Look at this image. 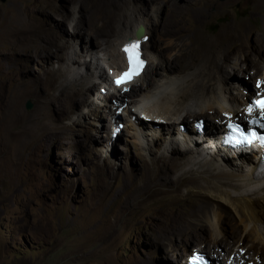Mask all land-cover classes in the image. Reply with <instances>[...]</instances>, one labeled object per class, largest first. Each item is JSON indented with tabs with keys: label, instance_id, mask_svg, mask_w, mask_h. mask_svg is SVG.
<instances>
[{
	"label": "rangeland",
	"instance_id": "obj_1",
	"mask_svg": "<svg viewBox=\"0 0 264 264\" xmlns=\"http://www.w3.org/2000/svg\"><path fill=\"white\" fill-rule=\"evenodd\" d=\"M61 1L64 3H59L60 0H0V264H164L168 259L170 264H175L170 252L175 244L179 245L177 260H181V264H185L191 250L202 251L204 245L205 252H202L214 255L216 251L210 236L202 244L201 240L181 242L168 232L166 221L170 215H175L174 207L185 209L188 199H206L211 203L208 196L187 197L190 189L184 183L178 192L170 190L173 180L182 173L173 159L183 162L184 168L191 167L190 155H185L183 160L178 155L190 146L179 143L172 149L168 143L177 136L174 133L172 136V128L168 127L172 126L175 131L177 126H165L167 129L159 132L160 126L142 121L138 115L142 126L155 127L153 131L157 133L152 141L137 137L145 145L141 147L128 133L121 108L118 111L121 120L119 117L117 121L125 124V128L107 149L111 124L107 127L105 113L96 105L97 92L103 86L100 85V69L91 64L81 68L89 80L84 78L72 83L71 88H65L69 80L73 81V73L65 69L69 53L61 46L74 44L83 52L98 49L103 39L111 44L116 39L112 36L113 29H132L129 27L132 18L152 23L153 34L158 41L165 40L162 44L165 45L168 39H174L167 36L173 27L167 16L170 6L161 7L160 3L166 0ZM168 1L178 7L185 4L184 0ZM260 1L218 0L228 9L223 5L225 9L219 18L201 7L207 20L199 27L204 28L203 36L214 39L223 25L232 23L238 37H245L239 30L244 24L237 22L246 17L245 26L253 36L258 35L256 25L264 19V14L258 11L250 18L248 13ZM191 11L194 13L184 15L183 24L198 19L197 10ZM75 28L81 33L76 34ZM205 46L204 41H199V45L188 43L184 47L174 45L161 49L173 62L184 58L191 59V63L199 60V68H202ZM48 55L51 56L46 57ZM155 59L152 66L147 64L145 75L137 84L145 85L153 78L156 86L167 84L165 91L175 90L177 86L178 90L182 88L184 83L178 84L187 80L191 71L171 75V71L184 64L163 66L162 60ZM230 68L227 67L225 74L230 75L229 86L235 95L240 88L233 81ZM238 76L248 80L243 75ZM255 93L259 91L256 89ZM178 96L181 98V94ZM192 98L187 99L190 101L184 110L181 105L170 110H183L184 114L198 112L201 103ZM133 99L140 101L135 96ZM28 103L32 104L29 110ZM106 104L119 106L116 99ZM98 113L103 115V120L96 116ZM193 116L196 117L184 121L192 132L197 134L193 123L189 122L198 119L204 120L209 129L212 115L198 112ZM218 117L215 116L216 120H220ZM99 130V135L92 136ZM205 136L208 135L201 137ZM212 151V147H207L205 151L193 152L192 156L203 158ZM235 162L231 156L225 157V165L234 166ZM214 165L220 166L218 162ZM191 175L200 176L195 171L185 176ZM175 196L178 199L168 203ZM177 203L182 204L175 205ZM227 251L231 253L230 258L235 259L236 249L230 246L229 250L221 252V261L229 256L223 255ZM248 260H243L244 264L249 263Z\"/></svg>",
	"mask_w": 264,
	"mask_h": 264
},
{
	"label": "bare ground",
	"instance_id": "obj_2",
	"mask_svg": "<svg viewBox=\"0 0 264 264\" xmlns=\"http://www.w3.org/2000/svg\"><path fill=\"white\" fill-rule=\"evenodd\" d=\"M201 1L202 3H200ZM201 1L184 0L185 4L179 7L170 5L168 0H166L164 4L160 3L161 7L166 6L167 9L168 6H170L167 16L173 25V27L168 30L167 36L168 38L174 36V39H168L170 41L165 45H162L165 40L158 41L154 35L155 33L153 34L154 25L152 23L145 19H141V21L139 20L137 22L135 18H132V23L129 24V27H133L132 29H113L112 36H116L115 41L109 44L107 43L109 40L103 39V42L98 43V49H89L80 52L74 44L65 43L61 46L62 50H66L69 53L68 59L64 62L67 66L65 69L71 71V74L73 73V81L70 82L69 80L65 88H71L72 83L75 84L80 82L79 80L83 81L84 78L85 80H89L87 76L84 77L81 68H86L89 64L95 65L96 69H100V85H103L99 87V92H97L96 98L100 102L98 101L96 105L99 104L98 106H101L99 110L105 113L104 118L106 119L104 120L107 122V127H109L113 119L118 120L120 117L119 114L121 115L122 113L125 115L122 120L126 121V123L130 121V124H126L129 130L128 133L137 139L141 147L145 145L139 140L140 138L144 137L146 141H152L157 134L156 131L150 129L151 126L149 128L147 126H142L141 122L143 120L152 125L160 126L159 132L166 130L167 126L172 124L176 125L175 131L172 126L168 127V129L172 128V132H170L172 136L173 133L177 135H174V140L171 138L168 141L171 148L175 149V145L180 143L179 136L181 134L179 135L178 127L182 124L189 128V126L184 124V121L191 120L192 117L195 118L196 116L193 115L198 112L213 116V119L210 120L208 125L209 129L207 130L206 128L207 131L205 132V134L208 135V139L216 138L217 133L223 129L227 121L242 122L247 121L252 116H259L258 111L249 115L246 109L250 106L253 96H256V89L264 94V85L260 88L256 87L258 82L264 81V19L259 21L256 25L257 31L259 32L258 35L253 36V33L245 26L246 17L237 22L238 24H244L239 30H241V33L244 34L245 37H238L237 33L233 30L234 26L232 23H224L225 25L222 24L223 26L220 32L214 36V39H210L212 37L203 36L202 33L205 32L204 28H199L200 25H205L207 23L204 16V9L201 7H205L207 11L213 13L216 18H219L221 17L220 12L225 9L223 6L225 4H220L218 0ZM234 1L235 0H231V2ZM61 2L63 1L60 0L59 3ZM63 3L61 4L62 7ZM225 7L228 11L226 5ZM192 9L197 10L195 14L198 15V19L183 24V20L186 18L184 15H190L191 12H193L191 11ZM258 11L264 14V0L253 5L248 13L250 18L252 15L257 14ZM253 20L257 23L256 18H253ZM139 27L143 28V34L140 37L136 34ZM75 29L77 31L76 34L81 33L77 28ZM76 31L74 30V32ZM90 36L96 39L91 34ZM145 37L146 39H143ZM176 37H178L179 40L176 39ZM200 38L204 39L199 40ZM129 40H141L143 58L150 66H152L151 62L154 58H157L155 60H162L163 66H170L173 63L176 65L178 63H183L184 66L171 71V75H173L174 72L187 73L191 71L188 76L189 78L178 84L181 85L184 83V85H186H183V87L180 88L181 90H178L179 86H177L175 90L172 89L175 95L170 89H168L170 91H165V89H167V84L165 86L160 83L156 86L153 83V78L148 80L145 85H138L137 81L143 78L148 65L145 67L142 75L136 77L131 83L123 86L114 84V79L128 68V62L123 48ZM199 41H204L206 44L204 49H207L203 52V56H201L203 57L201 60L202 68H199V60L197 61L198 63H191V59L184 58L183 61L181 60L182 62H173L171 61V57H167V55L164 56L165 51L161 49L163 46L169 48L174 47V45L184 47L188 43H192L193 46L199 45ZM257 54L258 56L256 57ZM50 56L51 55H48L46 57ZM196 56L199 58V49ZM228 66L231 67L233 81L237 82L236 84L240 88V91L235 95L232 93V88L229 86L230 75L227 76V74H225ZM153 69L156 71L157 67ZM162 69L164 70L166 68ZM155 73L157 74V72ZM239 74L243 75L248 80L239 79ZM193 77L195 78L192 79ZM68 79L70 78L68 77ZM193 81L195 83H192ZM102 90H106L107 93L103 94ZM68 93H70V91ZM195 93L197 95L195 98L199 100L202 108L199 109L198 112L190 111L184 114L183 108H185L190 101L187 99L190 97L194 98ZM180 94L181 98L178 96ZM134 96L140 99V101L134 100ZM117 98H120V100ZM170 98H172L173 101L170 100ZM101 99L106 103L111 99H116L119 106L116 108L109 106ZM169 103L172 104L170 105ZM180 105L183 110L174 112L170 110L171 108L174 110L176 106ZM121 108L122 111L119 113L118 111L121 110ZM138 115L142 121L137 120V118H139ZM96 116H100L103 120L102 114L98 113ZM215 116H219L220 120H216ZM132 117L136 118L134 119L136 121H133ZM223 119L226 120L223 122ZM191 122L193 126H195V122L190 121L189 123ZM130 129L132 131H130ZM99 133L100 130L92 133V136H97ZM101 136H103V134ZM182 137L184 139L192 138L196 143V149H194L195 151H191L189 148L185 150L182 155L178 152L181 160L186 158L185 155L191 156L188 158V162L191 164L189 169L184 168L183 162L178 163L173 159L174 165H179L182 169V173L173 180L170 190L178 192L179 190L177 189L184 183L185 187L190 189L187 197L191 195L208 196L211 198V203L207 202L206 199H188L186 202L188 205L185 209L174 207L172 211L175 212V215H170L166 221L168 232L172 236H177L181 242L201 240V243L204 244L209 240L210 236L213 242V249L216 252H214L215 256H211L207 251L206 253L211 259L212 264H219V262L221 264H227L229 262L244 264L243 260L246 258L249 259V263L264 264V178H254V174L257 170L255 160L247 156L232 155L231 157L236 161L235 165L227 166L225 165L227 164L225 163V157L227 156L224 155L229 154L218 153L217 151L208 153L203 158L195 159V157L192 156L194 154L193 152H200L203 150L202 145L205 140H207V137H201L192 132L191 129H189L187 135H182ZM157 140L159 141L160 138H157ZM190 143L191 142L187 140L186 144L190 146ZM106 147L108 148V146ZM162 158L164 161H169L165 159V157ZM214 162H218L220 166H215ZM194 171L198 172L201 177L192 175L188 177L185 176L189 175V172L192 173ZM177 199L178 198L175 196L168 203L171 204L172 201ZM178 204L182 203H177L175 205ZM178 246V244L172 245L170 250L174 256L173 260L175 264L181 262V260H177L179 255ZM230 246L236 249L235 259H231V253L227 254V251L226 254L223 255L229 256L225 261H221L223 257L221 252L229 250ZM201 250L205 252V245ZM188 256L189 255L186 256V259ZM251 256H253V258H250ZM169 262L168 259L164 264H170Z\"/></svg>",
	"mask_w": 264,
	"mask_h": 264
},
{
	"label": "snow or ice",
	"instance_id": "obj_3",
	"mask_svg": "<svg viewBox=\"0 0 264 264\" xmlns=\"http://www.w3.org/2000/svg\"><path fill=\"white\" fill-rule=\"evenodd\" d=\"M143 39H146V37ZM123 51L126 54L129 67L115 80L117 86L131 83L136 77L141 75L146 64L142 55L141 40L130 41L124 46ZM262 85H264V81L258 82L256 87L260 88ZM246 111L249 115L258 111L260 119L252 120L251 123L260 124L261 127H264V124H261V119H264V95H261L259 99H255ZM228 127L232 132V135L228 137L230 143L251 145L254 142H259L261 146H264V135H259L256 131L246 133L245 129L239 124H229ZM195 260L197 262L202 261V257L197 256Z\"/></svg>",
	"mask_w": 264,
	"mask_h": 264
},
{
	"label": "clouds",
	"instance_id": "obj_4",
	"mask_svg": "<svg viewBox=\"0 0 264 264\" xmlns=\"http://www.w3.org/2000/svg\"><path fill=\"white\" fill-rule=\"evenodd\" d=\"M129 41H130V40H129ZM129 41H128V42H129ZM146 66H147V62H146ZM146 66H145V67H146ZM126 70H127V69H126ZM126 70H125V71H126ZM144 70H145V68H144ZM144 70H143V71H144ZM142 73H143V72H142ZM141 75H142V74H141ZM114 84H115V83H114ZM259 93H262V92H259ZM256 94H257V93H256ZM253 98H257V97H256V96H253ZM253 98H252V99H253ZM113 120H114V119H113ZM198 120H200V119H198ZM115 121L117 122V124L124 125V128H125V124L128 123V122H127V123L123 124V123H121V121H117V120H115ZM115 121H114V122H111V129H112L113 126H115V125H113V124L115 123ZM133 121H134V120H133ZM195 121H196V120H195ZM117 124H116V125H117ZM124 128H123V129H124ZM123 129H122V130H123ZM152 129H153V128H152ZM122 130H121V131H122ZM120 133H121V132H120ZM118 136H119V135H118ZM118 136H117V138H118ZM117 138H116V139H117ZM116 139H115V140H116ZM193 251H195V250H193ZM193 251H191L190 254H191ZM198 251H200V250H198ZM201 252H202V251H201ZM190 254H189V255H190ZM187 258H188V257H187ZM186 262H187V259H186L185 263H186Z\"/></svg>",
	"mask_w": 264,
	"mask_h": 264
},
{
	"label": "water",
	"instance_id": "obj_5",
	"mask_svg": "<svg viewBox=\"0 0 264 264\" xmlns=\"http://www.w3.org/2000/svg\"><path fill=\"white\" fill-rule=\"evenodd\" d=\"M2 1H5V0H2ZM137 36L140 37L142 34H143V28L142 27H139L137 29V32H136ZM26 108L29 110L32 108V104L31 103H28Z\"/></svg>",
	"mask_w": 264,
	"mask_h": 264
}]
</instances>
